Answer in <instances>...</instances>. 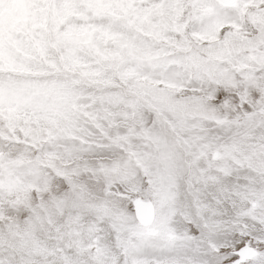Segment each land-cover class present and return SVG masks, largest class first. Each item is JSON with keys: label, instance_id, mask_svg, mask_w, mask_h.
<instances>
[{"label": "snow or ice", "instance_id": "6c2138e0", "mask_svg": "<svg viewBox=\"0 0 264 264\" xmlns=\"http://www.w3.org/2000/svg\"><path fill=\"white\" fill-rule=\"evenodd\" d=\"M24 8L0 19V264H264V0Z\"/></svg>", "mask_w": 264, "mask_h": 264}, {"label": "rangeland", "instance_id": "374dc122", "mask_svg": "<svg viewBox=\"0 0 264 264\" xmlns=\"http://www.w3.org/2000/svg\"><path fill=\"white\" fill-rule=\"evenodd\" d=\"M3 0H0V4ZM26 18L24 0H11L7 8H0V19L7 20L12 26L22 25Z\"/></svg>", "mask_w": 264, "mask_h": 264}]
</instances>
